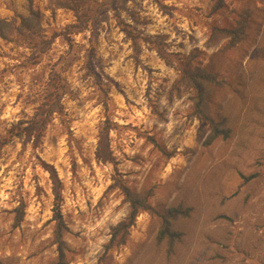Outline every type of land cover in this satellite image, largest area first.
<instances>
[{
    "label": "rangeland",
    "instance_id": "1",
    "mask_svg": "<svg viewBox=\"0 0 264 264\" xmlns=\"http://www.w3.org/2000/svg\"><path fill=\"white\" fill-rule=\"evenodd\" d=\"M0 31V264H264V0H0Z\"/></svg>",
    "mask_w": 264,
    "mask_h": 264
},
{
    "label": "trees",
    "instance_id": "2",
    "mask_svg": "<svg viewBox=\"0 0 264 264\" xmlns=\"http://www.w3.org/2000/svg\"><path fill=\"white\" fill-rule=\"evenodd\" d=\"M22 19V23H24L26 21L25 18H21ZM226 31L228 34L231 35V37H234L235 31L234 30H224ZM5 35L0 31V37H4ZM233 39V38H231ZM235 43V42H234ZM191 77V78H190ZM189 79L191 80L192 86L195 89L196 92V97L194 98L195 100V110L196 111H201V106L203 103V91H204V87L205 85L203 84L202 81L205 80L206 77L209 78V80L211 79V76L206 73H196V74H192V76H190ZM40 118V119H37ZM45 121L43 119H41V116L39 114H34L31 115L30 118H26V119H22L18 122L17 125L13 126L10 129V133L13 134H17L18 136H25L28 139H30V137L34 134L35 136V140H39L40 138V132L43 129L42 126H44ZM35 132V133H34ZM214 138V136H213ZM125 193L127 194V190H125ZM56 196H58V194H56ZM128 199H130V202L132 203L133 211L131 213V218L130 220H133L135 218V215L137 214V210H138V205H143V201L141 200H137V199H132L129 198V196L127 195ZM145 207V206H143ZM164 231H166V227L164 229Z\"/></svg>",
    "mask_w": 264,
    "mask_h": 264
}]
</instances>
